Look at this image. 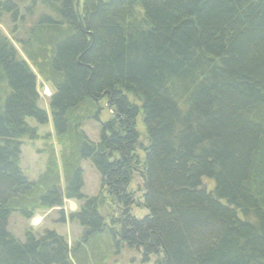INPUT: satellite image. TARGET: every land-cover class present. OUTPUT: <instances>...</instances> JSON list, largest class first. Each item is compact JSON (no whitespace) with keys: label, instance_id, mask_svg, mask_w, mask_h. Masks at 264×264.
Masks as SVG:
<instances>
[{"label":"trees","instance_id":"trees-1","mask_svg":"<svg viewBox=\"0 0 264 264\" xmlns=\"http://www.w3.org/2000/svg\"><path fill=\"white\" fill-rule=\"evenodd\" d=\"M38 78L59 160L27 123H49ZM25 137L48 141L35 181L20 168ZM82 159L97 197L81 192ZM64 200L80 203L72 246L51 230L8 232L11 213ZM124 246L153 264H264V0H0V264H107Z\"/></svg>","mask_w":264,"mask_h":264},{"label":"rangeland","instance_id":"rangeland-1","mask_svg":"<svg viewBox=\"0 0 264 264\" xmlns=\"http://www.w3.org/2000/svg\"><path fill=\"white\" fill-rule=\"evenodd\" d=\"M4 31L7 34L5 29ZM16 49L19 51L18 47H16ZM37 90L40 97L39 106L48 112L49 123L45 126H38L36 121L33 119H28L27 123L31 127H36L38 129V134H40L41 137L50 133L52 137L50 143H53L56 158L59 160L62 146L57 144V138L53 132L51 116L47 104L48 98L52 94V89L48 84L42 82L38 78ZM128 97L130 102L140 105V102L134 99L131 95H128ZM109 116L110 112L104 107L99 115L100 121H107ZM81 129L92 142H97L99 140L100 124L97 121L88 119L84 121ZM136 129L140 135V140H143L146 130L141 114L137 117ZM20 141V168L23 174L30 181H35L44 170L48 147L46 143L48 141L43 138L37 141H29L26 137L22 138ZM43 150L45 153H39V151ZM80 168L83 172L82 194L88 197L99 196L101 191V182L98 171L93 167L92 163L88 159H82L80 161ZM202 185L206 190H211L212 185L208 180H203ZM142 188V179L139 176H134V179L130 183L129 190L135 193L136 198H140L142 196L140 191ZM79 206L80 203L75 200H64L62 208L37 211L31 219H24L18 212L11 213L7 221V230L21 242L25 240L24 232L27 230H30L34 234L38 235L42 234L46 230H51L66 237L69 245L72 246L76 241H78L82 229L75 221L70 220L69 216L77 212ZM104 213L108 215L107 220L109 219L110 214H114L115 217H117L116 215L118 214L117 209L114 210L113 207H110V205L107 206V210L104 211ZM131 214L137 219H142L148 215V211L146 209L133 207ZM113 252L110 254L107 264H153L155 261V257L153 256L149 257V259L145 261L141 251L129 249L127 246H124L119 250V252H117V248H115Z\"/></svg>","mask_w":264,"mask_h":264}]
</instances>
